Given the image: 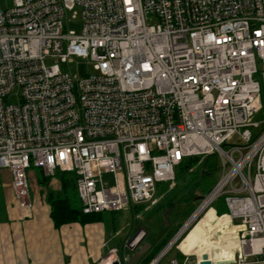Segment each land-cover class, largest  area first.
Wrapping results in <instances>:
<instances>
[{
	"label": "built area",
	"instance_id": "obj_1",
	"mask_svg": "<svg viewBox=\"0 0 264 264\" xmlns=\"http://www.w3.org/2000/svg\"><path fill=\"white\" fill-rule=\"evenodd\" d=\"M11 3L0 6V170L22 217L31 169L72 173L83 215L117 213L154 204L184 159L214 154L220 176L189 221L221 200L237 264L264 259V119L252 120L264 108V0ZM66 14L78 31L63 32ZM72 57L94 74L61 73ZM124 263L110 251L97 264Z\"/></svg>",
	"mask_w": 264,
	"mask_h": 264
},
{
	"label": "crops",
	"instance_id": "obj_2",
	"mask_svg": "<svg viewBox=\"0 0 264 264\" xmlns=\"http://www.w3.org/2000/svg\"><path fill=\"white\" fill-rule=\"evenodd\" d=\"M63 179L64 175L58 171L53 177L47 178L39 170H29L31 215L26 218L22 217L15 207L9 173L6 170H0V264H97L110 251L115 252V258L126 262L136 251L122 247L123 243L126 242L127 234L121 241L112 245V240L106 239L105 232H102L103 228H97L100 221L95 222L96 224L92 223L95 224L92 228H90V224L80 225L78 223L55 228L50 217L47 199L49 197H64ZM78 205L80 206L79 203ZM102 214L104 213H101V217ZM217 216L213 208L203 213L202 219L199 220V222H203V236L201 239L199 238L197 247L185 252L179 246L172 247L169 251L174 252V256H171L167 262L159 260L157 264H171V262L199 264L203 255H206L211 264H217L220 261H230L227 264H237L238 253L235 234L238 229L235 224L228 223L225 217ZM168 224L169 222L164 219V226ZM228 226L233 228L231 241H224L226 243L220 247V252H217L215 243L211 239L207 241L204 232L213 230L214 236L219 241L223 238ZM192 228L189 232H192ZM128 233L131 237L128 239L130 242L137 235V231ZM162 235L160 239H166L164 234ZM162 241L158 244L156 243L158 241L152 244L144 242L142 239L140 246L145 243L149 244L150 248L147 252L151 250L150 253H152ZM198 246H200L199 251ZM258 259V263L250 258L244 264H264V259Z\"/></svg>",
	"mask_w": 264,
	"mask_h": 264
},
{
	"label": "rangeland",
	"instance_id": "obj_3",
	"mask_svg": "<svg viewBox=\"0 0 264 264\" xmlns=\"http://www.w3.org/2000/svg\"><path fill=\"white\" fill-rule=\"evenodd\" d=\"M12 5L11 0H0V6L5 8H10ZM63 32L67 33L69 30L78 31L80 28V24L78 20H72L70 18V14H66L63 19ZM45 66H51L54 64L53 60L45 59L44 60ZM58 70L61 73L67 74H79L81 75H92L94 71L92 69L91 63L88 62L86 59L72 57V61L61 63L57 62ZM18 91H14L9 96V103L16 104L18 103ZM264 99V98H263ZM264 119V110L253 117V121L260 122ZM236 137H233L227 143L230 145H240L236 141ZM208 169L212 172L206 174L204 176L201 175V171L197 170L191 174H183V178L178 176L175 187L173 190L168 192L167 196L165 194L164 197L159 198V201H155L154 204H145L142 208L132 210L131 207H128L120 212L115 214L112 213H104L102 214L101 220L97 228L99 227L102 229V232H105L106 239H110L111 244L114 245L116 242L121 241L122 238L126 236V242L123 243L122 247H125L129 242L128 239L130 237V233L128 232H136L138 236H143L144 242H150L154 244L156 241L157 244L164 240L165 242L169 243L171 240L176 238L172 245V247L179 246L182 240L186 237V234L189 230L199 222V220L203 217L202 214L198 215L197 218L193 219L189 225L186 223L189 219L193 216V214L198 209V204H194L191 202V192L193 187L205 189L208 185L212 184L220 176L221 172V162L220 159L215 155V157L210 158L209 160ZM215 165L217 168L215 169ZM208 193V192H207ZM206 193V194H207ZM205 194V195H206ZM197 197V196H196ZM13 198V197H12ZM71 202L73 205L77 206L79 203L78 197L75 194L69 195ZM195 197L193 198V200ZM199 202V201H197ZM189 206V209L187 208ZM187 209V211H186ZM218 217V216H217ZM164 219L169 222L168 225L164 226ZM185 219V220H184ZM180 220L182 222H180ZM184 220V222H183ZM96 224V223H95ZM95 224H90V228L93 227ZM172 225H176V232L174 236L169 238L167 235L170 234V230L172 229ZM185 227V229L181 232V230ZM195 227V226H194ZM193 227V228H194ZM192 228V229H193ZM175 229V228H174ZM233 230L232 227L228 226L225 229V234L223 238L217 241L216 237L214 236V231H206L204 232V237L207 241L211 239L216 246V251L220 252V247L227 242V240L231 241V231ZM165 231V233H164ZM145 232V233H144ZM181 232L179 235L178 233ZM190 233V232H189ZM145 234V235H144ZM164 234L166 239H160ZM178 235V237H176ZM128 237V238H127ZM131 238V237H130ZM217 241V242H216ZM226 241V242H224ZM164 242V243H165ZM167 245V244H166ZM165 245V246H166ZM164 246V247H165ZM200 246H198L199 251ZM126 249V248H125ZM197 251V254H199ZM174 256V252L169 251L166 253L164 257L161 258V262H167L168 259Z\"/></svg>",
	"mask_w": 264,
	"mask_h": 264
},
{
	"label": "trees",
	"instance_id": "obj_4",
	"mask_svg": "<svg viewBox=\"0 0 264 264\" xmlns=\"http://www.w3.org/2000/svg\"><path fill=\"white\" fill-rule=\"evenodd\" d=\"M263 98H264V91L262 92V99H261L262 105L264 107ZM263 110L264 108L262 109V111ZM212 157H215V155L213 154L210 156H196V157H190V158L184 159L175 168L174 180L171 183L158 184L156 186V191H155V196H154L155 201L158 202L159 198L164 197L165 194L167 196L168 192L174 189L178 176L181 175V177L183 178V174L184 175L191 174L197 170L201 171L202 176L211 173L212 171L208 169V165L210 164L209 160ZM216 168L217 166L215 165V169ZM60 173L64 175V179L62 180V186L64 189V192H63L64 197L62 198L49 197L47 199L49 203V207H50V217L52 219L54 227L59 228L62 225L71 224V223H78L80 225H86V224H92V223L100 221L101 214L83 215L81 213L80 206L79 205L75 206L72 204L71 199L69 198V195L72 194L73 196H75L76 194L75 184H74V175L72 173H64V172H60ZM218 178H216V180L212 182V184L205 187V189L197 188L194 186L191 192V196H192L191 202H193L194 204H198L199 202L194 201L193 198L196 196L204 197L205 194L209 192L211 188L215 185ZM143 206L144 205L132 206V210L142 208ZM187 208L189 209V206H187ZM211 208L215 210L218 216L226 213V209L221 200L216 202L214 205H212ZM180 222L182 221L180 220ZM173 226H176V225H172L170 234L167 235L168 237L170 236L169 238H171V236H174V233L176 232V227H173ZM168 241L165 242L163 240L161 244L155 247L152 253H150L151 250L147 252V254H145L142 257V259L139 261V263L137 264H149L159 254V252L164 248V246L167 244ZM179 247L183 252L189 250V249L183 248L181 243L179 244Z\"/></svg>",
	"mask_w": 264,
	"mask_h": 264
},
{
	"label": "water",
	"instance_id": "obj_5",
	"mask_svg": "<svg viewBox=\"0 0 264 264\" xmlns=\"http://www.w3.org/2000/svg\"><path fill=\"white\" fill-rule=\"evenodd\" d=\"M201 199H202L201 196H197V197H195L194 201H201ZM142 239H143V236L136 235L134 238H132L130 240L131 243L133 244V246H130L129 250H131V251L136 250V251L133 253V255L129 259H127L125 264H137L139 262V260L142 258V256L149 250L150 245L147 243L142 244L140 246ZM227 263H230V261L217 262V264H227ZM199 264H211V262L209 260H207L206 255H203L201 257V262H199Z\"/></svg>",
	"mask_w": 264,
	"mask_h": 264
},
{
	"label": "bare ground",
	"instance_id": "obj_6",
	"mask_svg": "<svg viewBox=\"0 0 264 264\" xmlns=\"http://www.w3.org/2000/svg\"><path fill=\"white\" fill-rule=\"evenodd\" d=\"M208 210V209H207ZM206 211V210H205ZM194 219V217L189 221L187 225L190 224V222ZM185 227L181 230V232L185 229ZM179 232L178 235L181 233ZM177 235V237H178ZM203 236V222L200 221L198 224L193 228L192 232L188 233L187 236L182 240L181 245L185 249H193L197 247L198 240L201 239ZM200 238V239H199Z\"/></svg>",
	"mask_w": 264,
	"mask_h": 264
}]
</instances>
